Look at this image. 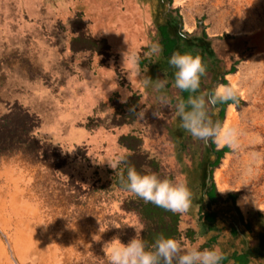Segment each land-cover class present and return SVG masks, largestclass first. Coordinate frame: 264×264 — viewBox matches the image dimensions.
Segmentation results:
<instances>
[{
  "label": "rangeland",
  "instance_id": "1",
  "mask_svg": "<svg viewBox=\"0 0 264 264\" xmlns=\"http://www.w3.org/2000/svg\"><path fill=\"white\" fill-rule=\"evenodd\" d=\"M161 25L178 51L202 57V93L229 82L241 89L240 148L225 150L215 168L214 144L181 129L174 108L163 109L164 119L152 115L157 93L145 76L167 79L173 104L183 98ZM122 89L132 93L126 104ZM132 98L146 110L142 121L128 112ZM210 114L221 120L219 108ZM129 165L188 185L192 203L179 213L177 239L184 246L225 257L243 248L240 219L253 227L250 217L264 210V0H0V264H108L105 244L127 243L144 228L130 210L139 199L117 182ZM206 212L217 213L214 223Z\"/></svg>",
  "mask_w": 264,
  "mask_h": 264
},
{
  "label": "clouds",
  "instance_id": "2",
  "mask_svg": "<svg viewBox=\"0 0 264 264\" xmlns=\"http://www.w3.org/2000/svg\"><path fill=\"white\" fill-rule=\"evenodd\" d=\"M180 35L183 36V32ZM161 52L162 47L159 44L152 45V55H159ZM168 64L173 70V87L188 95L186 98L177 97L173 104L166 91L168 80L164 78L154 80L150 76H145L143 79L145 87H151L157 93L152 115L164 119L163 109L174 108L175 115L180 121V128L194 140L206 145L214 144L217 149L227 147L232 151H238L241 130L228 123L213 120L210 114V108L218 105L232 107L239 103L241 89L238 84L232 82L219 84L210 92L202 93L201 79L207 74V66L200 55L176 51L168 59ZM121 93L120 102L126 104L132 93L126 89H122ZM138 107L139 105H133L128 112L142 121L145 119L146 110L144 108L137 110ZM121 162H124L123 158ZM120 183L126 191L145 203H151L174 214L187 212L192 203L193 193L185 182L161 179L146 167L138 171L134 166H127L126 176L121 174ZM105 250L108 264H221L226 259L218 248L186 247L177 239L166 237L163 233L158 234L149 246L137 231L127 243H122L117 238L105 244Z\"/></svg>",
  "mask_w": 264,
  "mask_h": 264
},
{
  "label": "trees",
  "instance_id": "3",
  "mask_svg": "<svg viewBox=\"0 0 264 264\" xmlns=\"http://www.w3.org/2000/svg\"><path fill=\"white\" fill-rule=\"evenodd\" d=\"M161 37H162V45H163V54L166 58H170V56L178 51L179 48V39L175 36L172 35V33L169 30L168 25H161L159 27ZM93 43H98V44H104L105 47L108 46V43L106 40H91ZM110 47H107V50H109ZM183 98H186L188 93H182ZM134 98L130 99L131 101L134 102L135 105H139V98ZM228 105H218L215 108L220 109V115L219 118L221 119L220 121L222 122L225 120V114H226V109ZM125 123V122H123ZM138 142L141 141L139 138H135ZM136 142V141H135ZM136 147V143L133 145V153H136L138 149H134ZM140 149V148H139ZM227 147L218 150L215 145L213 147L214 153L217 155V160L213 163H211L212 167H217L220 164L221 158L223 157L225 150L227 151ZM127 169V168H126ZM126 176V170L122 173ZM121 176V175H120ZM120 176L118 177V184L120 187L125 189L121 183H120ZM217 188L216 184L211 180V188L208 190L207 196L210 199V203H212L213 199H215V195ZM232 197V195H231ZM139 199V203L137 204L138 206H133L130 208V210L136 211L137 214L139 215L144 228L141 233V236L143 240L145 241L146 244L149 246L152 244L154 241L155 237L158 234L163 233L166 237H171L178 239L180 237V223H181V214L177 213L174 214L170 211H166L160 207H157L151 203H145L142 199ZM233 200H235V196L233 197ZM209 203V204H210ZM205 221L208 224H212L215 222L217 218V213L216 212H206L204 214ZM228 260H233L234 264H250V255L248 253H234L232 256H227L226 259H224L222 262L226 263Z\"/></svg>",
  "mask_w": 264,
  "mask_h": 264
},
{
  "label": "crops",
  "instance_id": "4",
  "mask_svg": "<svg viewBox=\"0 0 264 264\" xmlns=\"http://www.w3.org/2000/svg\"><path fill=\"white\" fill-rule=\"evenodd\" d=\"M211 180L209 175L207 182H211ZM233 210L236 216L242 213L240 205L235 206ZM250 218L254 221L253 227L251 226V221H247V219L244 221L243 218L240 219L242 228H237V232L243 236L241 239L244 244L242 249L235 251L238 253H248L250 255V264H264V212L259 210L258 213ZM232 264H234V261Z\"/></svg>",
  "mask_w": 264,
  "mask_h": 264
},
{
  "label": "bare ground",
  "instance_id": "5",
  "mask_svg": "<svg viewBox=\"0 0 264 264\" xmlns=\"http://www.w3.org/2000/svg\"><path fill=\"white\" fill-rule=\"evenodd\" d=\"M233 83V82H232ZM236 83V82H234ZM238 119V116H237V110H236V107L235 106H232V107H229V113H228V116L227 118L225 119V121L223 123H228L230 125H233V126H236V121ZM221 170H217L216 172V181L218 183V186L219 188H221L222 190H228V186L223 182V178H222V174H221ZM221 190V191H222ZM227 194V193H226ZM239 205L243 208V209H246V200L244 198H241L239 200ZM264 206V205H263ZM263 208V207H262ZM261 210V209H260ZM264 212V211H263Z\"/></svg>",
  "mask_w": 264,
  "mask_h": 264
}]
</instances>
